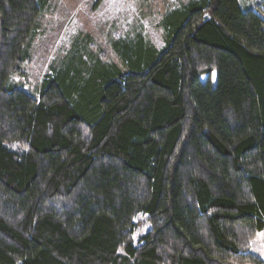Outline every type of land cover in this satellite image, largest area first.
I'll list each match as a JSON object with an SVG mask.
<instances>
[{"label": "trees", "instance_id": "1", "mask_svg": "<svg viewBox=\"0 0 264 264\" xmlns=\"http://www.w3.org/2000/svg\"><path fill=\"white\" fill-rule=\"evenodd\" d=\"M45 2L0 0V264H264V2L192 0L36 97L11 76Z\"/></svg>", "mask_w": 264, "mask_h": 264}, {"label": "rangeland", "instance_id": "2", "mask_svg": "<svg viewBox=\"0 0 264 264\" xmlns=\"http://www.w3.org/2000/svg\"><path fill=\"white\" fill-rule=\"evenodd\" d=\"M191 1L46 0L44 12L31 35L28 59L20 71L12 74V83L39 97L44 79L57 68L72 73L82 71L89 77L98 70V60L104 63L112 60L126 71L119 53L122 47L116 49L115 45L135 48L144 56L150 54L151 46L162 50L170 34L166 16L183 10ZM240 2L247 9L264 0ZM144 219L138 218L141 223L138 234L149 227ZM250 244V252L264 259V230Z\"/></svg>", "mask_w": 264, "mask_h": 264}, {"label": "crops", "instance_id": "3", "mask_svg": "<svg viewBox=\"0 0 264 264\" xmlns=\"http://www.w3.org/2000/svg\"><path fill=\"white\" fill-rule=\"evenodd\" d=\"M257 4H255V6H256Z\"/></svg>", "mask_w": 264, "mask_h": 264}]
</instances>
